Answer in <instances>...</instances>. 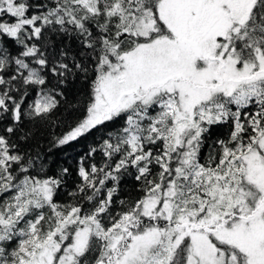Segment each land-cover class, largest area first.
<instances>
[{"label":"snow or ice","instance_id":"1","mask_svg":"<svg viewBox=\"0 0 264 264\" xmlns=\"http://www.w3.org/2000/svg\"><path fill=\"white\" fill-rule=\"evenodd\" d=\"M0 264H264V0H0Z\"/></svg>","mask_w":264,"mask_h":264},{"label":"trees","instance_id":"2","mask_svg":"<svg viewBox=\"0 0 264 264\" xmlns=\"http://www.w3.org/2000/svg\"><path fill=\"white\" fill-rule=\"evenodd\" d=\"M85 148H86V144L77 146L75 149H69L66 154L59 156L58 159L61 161L66 160L68 164H72L74 163L73 158L77 157L78 154L82 153L85 150Z\"/></svg>","mask_w":264,"mask_h":264}]
</instances>
